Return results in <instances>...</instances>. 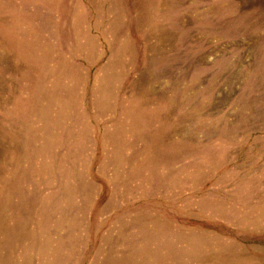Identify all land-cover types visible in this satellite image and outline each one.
I'll return each instance as SVG.
<instances>
[{
    "label": "rangeland",
    "instance_id": "1",
    "mask_svg": "<svg viewBox=\"0 0 264 264\" xmlns=\"http://www.w3.org/2000/svg\"><path fill=\"white\" fill-rule=\"evenodd\" d=\"M0 264H264V0H0Z\"/></svg>",
    "mask_w": 264,
    "mask_h": 264
}]
</instances>
